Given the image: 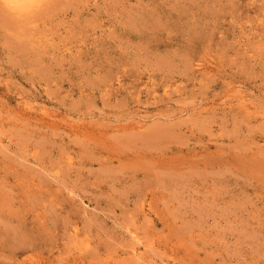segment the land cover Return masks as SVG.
<instances>
[{
    "label": "rangeland",
    "instance_id": "rangeland-1",
    "mask_svg": "<svg viewBox=\"0 0 264 264\" xmlns=\"http://www.w3.org/2000/svg\"><path fill=\"white\" fill-rule=\"evenodd\" d=\"M31 2L0 0V264H264V0Z\"/></svg>",
    "mask_w": 264,
    "mask_h": 264
},
{
    "label": "bare ground",
    "instance_id": "bare-ground-1",
    "mask_svg": "<svg viewBox=\"0 0 264 264\" xmlns=\"http://www.w3.org/2000/svg\"><path fill=\"white\" fill-rule=\"evenodd\" d=\"M4 1L7 3V5L12 4L15 8H17V7L20 8L22 6L25 7L26 6L25 3L30 2L29 4H31L33 2V1L31 2V0H4Z\"/></svg>",
    "mask_w": 264,
    "mask_h": 264
}]
</instances>
